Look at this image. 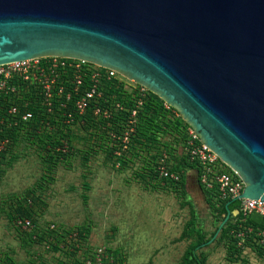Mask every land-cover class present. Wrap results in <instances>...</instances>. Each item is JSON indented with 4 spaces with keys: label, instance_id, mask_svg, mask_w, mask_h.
Listing matches in <instances>:
<instances>
[{
    "label": "water",
    "instance_id": "95a60500",
    "mask_svg": "<svg viewBox=\"0 0 264 264\" xmlns=\"http://www.w3.org/2000/svg\"><path fill=\"white\" fill-rule=\"evenodd\" d=\"M43 56L143 86L264 202V0H0V64Z\"/></svg>",
    "mask_w": 264,
    "mask_h": 264
},
{
    "label": "rangeland",
    "instance_id": "374dc122",
    "mask_svg": "<svg viewBox=\"0 0 264 264\" xmlns=\"http://www.w3.org/2000/svg\"><path fill=\"white\" fill-rule=\"evenodd\" d=\"M121 82L136 86L125 77ZM57 128L67 129L68 138L59 140L61 145H55V150L49 147H53V140L23 134L6 154L5 166L0 163V264H55L58 260L70 263L76 258L67 255L71 247L68 251L61 249L64 256L61 250L48 248L47 239L64 234L65 241L68 234L66 240L71 244L76 228L86 229L84 244L93 250L109 248L117 264H180L193 242V238L182 237L190 218L189 206L182 202L181 191L164 187L148 170L155 151L165 149L164 142L181 152L177 135L167 132L140 152L122 153L118 150L121 131L118 134L107 129L103 122H77L63 129L52 126L47 132H57ZM47 150L56 159H47ZM29 191L33 193L28 205L34 222L48 232L42 243L29 241L10 222L11 210ZM184 192L207 234L214 232L220 222L208 209L192 169L187 171ZM50 225H54L53 230ZM213 244L214 241L202 246L208 253L206 264H264V256L248 247L232 255L226 241ZM80 253L77 257L81 260L84 255Z\"/></svg>",
    "mask_w": 264,
    "mask_h": 264
},
{
    "label": "built area",
    "instance_id": "2783aa9c",
    "mask_svg": "<svg viewBox=\"0 0 264 264\" xmlns=\"http://www.w3.org/2000/svg\"><path fill=\"white\" fill-rule=\"evenodd\" d=\"M122 77L124 76L113 69L82 59L62 56L35 57L0 64V163L1 156L11 145L6 131L12 128L20 129L22 126L23 129L29 128L27 123L33 118L32 112L26 109L29 104L24 100L26 94L32 92L38 97L42 109L41 114L46 116V119L34 126L35 134H40L43 131H49L52 126H56L58 123L60 128H70L77 122H83L81 118L88 110H91L92 115L96 118L107 119L109 112L100 104L102 99L100 85L110 80L122 81ZM85 80H87V86L84 84ZM135 85L138 86L141 94L147 90L136 83ZM127 87L133 88L130 85ZM141 104L142 100L139 99L136 102V108H139ZM164 105L166 108L170 107L166 103ZM135 121L136 110H132L128 124L118 138L122 150L128 148L130 137L134 134ZM184 151L187 152L190 161H196L200 166L198 181L201 186L207 190L214 189L219 200L230 199L238 202L236 208L231 212L238 228L231 230L230 234L237 240L236 245L243 248L244 242L251 232V228L244 226L243 223L251 214H257L264 218V202L258 199L239 197L244 188L242 179L200 140L190 126L187 128ZM165 157L163 155L156 167L158 176L177 183L179 174L166 169ZM14 225L21 232H30L34 227L32 221L25 217H17L14 220ZM53 228L54 225H50L49 229L53 230ZM32 238L37 239V234L35 233ZM54 238V236H50L47 239L48 248L53 246L51 244H56ZM256 240L258 244H264V229L258 232ZM58 246L64 249L62 244ZM112 260L113 258L111 254H107L106 248L100 246L93 250V254L88 258L86 257L83 264H110Z\"/></svg>",
    "mask_w": 264,
    "mask_h": 264
},
{
    "label": "trees",
    "instance_id": "16d2710c",
    "mask_svg": "<svg viewBox=\"0 0 264 264\" xmlns=\"http://www.w3.org/2000/svg\"><path fill=\"white\" fill-rule=\"evenodd\" d=\"M84 84L85 86H87V80L84 81ZM100 89L102 90V99L100 100V104L102 108H106L108 110L109 117L104 120L101 118H96L92 115L91 110H88L85 116L81 118L84 124L92 125L97 121H100V123L103 122L107 124V129L115 130L119 134V132L127 126L131 111L136 110L134 134L130 137L128 148L122 150L119 146V152L121 151L122 153H125L133 150L132 152L136 153V150L138 151V149L140 152V150L144 146L152 143H157L159 141V138L167 132L175 133L177 135L176 141L177 144H180L182 147L181 152H177L176 148L170 146V142H164L163 147H165V149L162 148L157 152L155 151V155H153L152 157L151 166L148 170L152 177L154 176L156 179L158 178L159 182H161L164 187H172L174 189H177L178 191H181L180 195H182V202L189 206L190 218L182 232V237L193 238V242L187 246L180 264H206L208 253L202 249V244H207V242L215 233L218 225L216 226L214 232L208 235L207 230L196 214L194 205L191 204L187 200V198H185L184 185L186 172L189 169L195 170L197 174V180L200 173V166L198 165V163L196 161H190L187 152L184 151V146L186 145L188 124L179 115L176 114L173 108H166L164 102L155 94L151 93L148 90H145L143 94H141L138 86L128 88L123 82L119 80H110L100 85ZM37 98L38 97H36L32 92L24 96V100L29 102V104L26 106V109L30 110L33 114V118L30 122L27 123V125H29L28 127L30 131H27L28 129H23V126L21 127L22 129L12 128L9 131H6L7 136L11 140V145L8 147V150H6L5 153L1 156V163H3L4 166L5 161H7L6 154L11 150L14 142L17 139L24 137L25 135L33 134L37 139L43 136L46 140H53L50 143V145H52L53 147L49 146L52 150L55 148V145H61L59 143V140H62L68 136L67 129L66 131H63L59 130L58 128L57 132H41L40 135L31 132V129L34 128V126L38 125L41 120L43 121L44 119H46V116L41 114L42 109ZM139 99L142 100V104L139 108H136V102ZM19 106L22 108L21 104H19ZM58 124H56V126H58ZM56 133L58 134V136ZM163 155L166 156L164 158V165L166 169L169 172H175L179 174V181L177 183L168 181L165 178H159L156 167L158 166L159 160L163 158ZM46 156L47 159H56L55 156L50 154L48 150ZM0 172H2L1 168ZM198 186L201 189L205 202L208 204V209L211 213L214 214V217H216V221L221 222L227 210L230 212L228 221L220 230L218 237L213 240V246L221 245L224 241H226L228 249L230 250V254L232 255L238 254L241 249L248 247L251 250L255 251L258 256H264V244H258L256 240L258 232L264 229V218L260 217L257 214H251L246 219L243 225L246 227H250L251 232L244 242V247L240 248L236 245L237 240L230 234L231 230L238 228L237 223L234 222L235 218L231 216V212L234 208H236L238 202L232 201L230 199L219 200L214 189H205L199 184V181ZM32 195L33 193L29 191L21 196L20 198H22V201L24 202H19L15 206V208L11 210L9 218L10 222L13 225L14 220L17 217H25L30 219L34 227L30 232H23L24 237L29 241L35 240L37 242L39 241V243H42V239L46 241L48 232L46 229L39 228L38 225L34 222L33 210L30 208V205H28L32 200ZM228 202L229 204L226 207V204ZM14 228L18 232H21L15 225ZM75 231V240H71V244L66 240L68 234H65V241L63 240V234L54 238L57 242L56 244H51L53 245L51 246V249L59 251L62 248H60L58 245L64 243L66 244V247L64 248L65 250L67 249L68 251V246L71 247L70 252H67V255H75L76 258H74L70 263L58 260L55 264H83L86 257L93 254V249L89 245L84 244L86 242V229L76 228ZM69 232L70 231H66V233ZM35 233L37 234V239L32 238ZM83 244L86 246L85 248H83ZM78 251L81 252L80 254L84 255V258L81 260L77 257ZM109 251V248H106L107 254H111ZM60 252L65 256V253L62 252V250ZM112 258L113 260L110 264H117V257L115 256L114 258V256H112ZM31 264L39 263L32 262Z\"/></svg>",
    "mask_w": 264,
    "mask_h": 264
},
{
    "label": "crops",
    "instance_id": "0c3cea01",
    "mask_svg": "<svg viewBox=\"0 0 264 264\" xmlns=\"http://www.w3.org/2000/svg\"><path fill=\"white\" fill-rule=\"evenodd\" d=\"M193 170V169H192ZM195 171V170H194ZM187 174V172H186ZM186 174H185V179H186ZM195 177L197 178V174H196V171H195ZM197 183H198V180H197ZM199 187V186H198ZM200 188V187H199Z\"/></svg>",
    "mask_w": 264,
    "mask_h": 264
}]
</instances>
